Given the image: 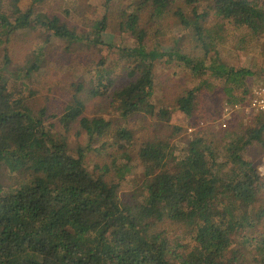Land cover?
<instances>
[{
    "label": "trees",
    "instance_id": "1",
    "mask_svg": "<svg viewBox=\"0 0 264 264\" xmlns=\"http://www.w3.org/2000/svg\"><path fill=\"white\" fill-rule=\"evenodd\" d=\"M22 1L0 0V49L27 29L62 41L66 52L115 47L104 39L107 17L79 30L57 15L33 8L44 0H28L31 6L26 9H21ZM178 1L146 4L151 3L153 15L161 18ZM184 1L189 15L179 9L174 16L191 31L202 54H184L177 47L169 52L149 49L139 11L132 13L120 29L130 34L134 46L118 51L129 65V84L116 89L114 71L100 68L93 86L72 85L71 100L59 116L32 107L26 86L18 82L17 74H10L11 62L5 56L0 65V264H246L244 251L253 254L255 264H264V229L259 230L264 224V178L246 157L254 145L264 149V114H253L247 125L204 128L180 157L170 143L183 131L178 126L171 137L143 142L137 155L144 165L145 196L129 203L122 202L118 184L107 175L116 170L121 176L128 169L124 163L118 165L121 151L134 146L135 132L85 114L88 99L109 96L123 121L136 115L170 119V112L157 111L152 102L156 63L166 57L178 61L198 81L176 96L179 112L192 117L199 113L203 95L215 98V90L222 89L231 107L242 113L252 95L249 79L256 73L222 59L216 49L221 38L208 21L214 13L224 26L259 40L264 35V8L254 0H209L200 12L198 0ZM24 69L29 76L38 66ZM56 119L66 132L76 128L77 135L85 134L93 143L107 139L103 145L111 146L114 140L121 153L109 154L110 164L90 170L84 152L74 156L66 139L54 132L55 123L49 121ZM210 137H220L219 149L213 148ZM5 169L13 176V185L5 183ZM165 222L179 227L183 238L171 239L166 230H159ZM236 239L240 245L234 244Z\"/></svg>",
    "mask_w": 264,
    "mask_h": 264
},
{
    "label": "rangeland",
    "instance_id": "2",
    "mask_svg": "<svg viewBox=\"0 0 264 264\" xmlns=\"http://www.w3.org/2000/svg\"><path fill=\"white\" fill-rule=\"evenodd\" d=\"M254 1L258 6L264 8V0ZM209 2V0H198L199 11H204ZM30 6L31 2L28 0H23L20 4L21 9ZM33 8L38 12L44 11V13L53 16L57 15L77 26L79 30H87L90 23L107 17L109 29L104 39L112 41V45L115 46L113 49H109L108 46L83 47L82 50L76 52H66L62 41L55 38L49 40L46 34L39 29L23 30L10 38L9 42L0 49V65L5 63V56H8L11 62L8 66L10 74H17L18 82L26 86L25 93L32 98V107L36 111L46 109L48 116L61 115L71 100L73 84L83 83L87 88L93 86L100 68L105 67L114 71L116 89L129 84L131 81L127 75L129 65L120 60L118 51L120 47L134 46V39L130 34H125L120 29L121 23L132 13L139 11L142 27L148 32L147 46L149 49L169 52L177 47L184 54H202L199 48H195L196 44L191 31L181 25L178 18L174 16V12L179 9L189 15L190 10L184 0L171 6L161 18H156L153 15V6L151 3L146 4V0H44V2L34 5ZM208 22L213 32H216L221 38L216 49L222 59L231 66L246 67L256 73L249 79L251 91L264 88V35L259 40H254L245 32L235 31L228 24L224 26L223 21L217 19L214 13ZM31 64H36L38 70L25 76L26 72H22V69L25 67L23 71H26V68ZM195 82L198 81L178 61L170 57L156 63V86L152 102L157 111L165 109L170 112V119L160 115L156 118L136 115L123 121L111 107V97L87 100L85 114L88 117H104L114 121L115 127L122 124L135 132L134 146L121 151L122 154H129L130 158L121 154L118 165V167H122L121 164L124 163L128 169L121 176L116 170L107 175L109 179L118 184V193L123 203L142 201L145 196L143 191L144 165L137 155L143 142L167 135L171 137L173 127L178 126L183 131L171 138L170 143L175 147L177 157L184 156L187 144L196 136V133L209 126L219 129V125L222 124L226 116V109H233L227 102L222 89H216L217 96L215 98L211 94L201 97L199 113L190 118L186 117L177 110L175 99L178 94L193 88L196 85ZM252 114L244 115L243 112L231 114L228 119V128L236 127L240 123L249 124L254 117ZM49 123H55L54 132L58 137L66 139L74 156H78L80 150L84 152L85 164L90 170H94L97 165L110 164L112 159L109 154L121 153L119 151L117 153L118 146L114 145V140L110 142L111 146H104V142H109V140L93 143L85 134L77 135L76 128L66 132L57 124V119L50 120ZM190 129L193 131L190 132ZM216 138L210 137L209 142L214 141L212 142L213 148L219 149L221 144ZM87 146H90V149H86ZM99 148H101V152L97 151ZM246 157L257 168L264 159V149L259 145H254L247 150ZM3 176L6 184H14L15 180L12 179L13 176L8 170H4ZM158 229L166 230L171 239L183 238L182 230L169 222L159 224ZM263 229L264 224L259 227V230ZM234 244L240 245L241 242L236 239ZM244 252L246 253V264H255L253 254L248 251Z\"/></svg>",
    "mask_w": 264,
    "mask_h": 264
},
{
    "label": "built area",
    "instance_id": "3",
    "mask_svg": "<svg viewBox=\"0 0 264 264\" xmlns=\"http://www.w3.org/2000/svg\"><path fill=\"white\" fill-rule=\"evenodd\" d=\"M236 109L227 108L226 109V116L224 117V121L222 122V127L226 128L228 124V119L231 116V114L235 113ZM230 112V113H229ZM242 112L244 115H250L251 113L257 114L262 113L264 114V88H258L252 91V95L250 98L249 105L242 109ZM252 114V115H253ZM190 132L193 131V129L189 130ZM257 171L259 174L264 177V159L260 163V165L257 167Z\"/></svg>",
    "mask_w": 264,
    "mask_h": 264
}]
</instances>
